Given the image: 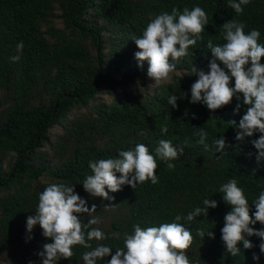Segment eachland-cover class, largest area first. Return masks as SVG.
<instances>
[{
	"label": "trees",
	"instance_id": "1",
	"mask_svg": "<svg viewBox=\"0 0 264 264\" xmlns=\"http://www.w3.org/2000/svg\"><path fill=\"white\" fill-rule=\"evenodd\" d=\"M229 0H0V264H42L38 252L52 242L36 225L31 233L27 217L35 215L39 194L51 183L75 184L76 192L97 205L94 216L101 222L92 227L107 236L93 240L113 250L124 248L125 234L134 225L159 227L186 216L204 199L218 201L208 216L193 222L181 220L193 240L186 255L190 264H264L260 238L247 237L252 249L233 257L221 239L224 216L231 207L219 188L235 178L250 206L264 189V160L257 162L258 150L251 143L261 134L235 139L237 124L247 105L233 98L214 112L201 103L190 102L191 86L198 79L192 72L208 71L212 58L206 47L226 43L221 26L232 19L245 24V34L260 31L264 44V0H250L237 14ZM238 2V0H237ZM200 6L208 15V25L188 54L170 63L176 65L169 78L159 85L147 76L135 59L138 51L133 38L140 37L147 24L163 11L181 12ZM23 42L21 51L18 44ZM19 56L18 61L11 57ZM261 63H264L262 58ZM223 67V65H221ZM234 87V78L231 81ZM186 98L172 108L171 95ZM240 103L239 113L234 112ZM188 115H185V112ZM195 113L197 118H192ZM167 126L168 132L161 128ZM200 128L207 132L206 143H197ZM223 136L228 145L216 151L214 141ZM161 139L169 140L182 154L168 169L157 157L158 183L150 180L133 189L123 185L110 192L114 200L91 197L83 181L92 175L90 161L115 158L121 150L144 144L154 154ZM255 170V175H253ZM119 176L120 174L117 173ZM107 190V189H106ZM105 205H110L105 207ZM91 217L82 214V224ZM253 227H264L259 222ZM197 229L215 233V238L197 235ZM31 236L32 239L27 238ZM27 241V242H26ZM86 249L73 246V256L57 264H84ZM253 253L260 256L253 259ZM111 256L98 260L106 264Z\"/></svg>",
	"mask_w": 264,
	"mask_h": 264
},
{
	"label": "clouds",
	"instance_id": "2",
	"mask_svg": "<svg viewBox=\"0 0 264 264\" xmlns=\"http://www.w3.org/2000/svg\"><path fill=\"white\" fill-rule=\"evenodd\" d=\"M249 3L250 0H229L228 7L241 14L244 11L242 5ZM206 25L208 15L200 6L191 10L185 7L182 12L175 7L171 13L163 11L150 20L140 37L133 38L139 49L134 53L135 59L140 67L147 61V76L159 85L175 70L176 65L170 63V58L176 61L186 56L189 47L203 39L201 33ZM244 28L245 24L235 19L226 21L221 26L226 43L214 46L211 40L207 42L206 47L212 53L209 70L198 69L195 65L192 67V72L198 79L191 86L190 102H202L214 112L229 105L234 97L240 99L242 96L243 105L248 106L246 112L238 124L235 120L230 123L236 127L235 139L238 141L252 137L255 133L261 134L251 141L258 150L256 159L260 162L264 160V63H261L264 44L258 43L261 35L258 29L245 34ZM22 48L23 42H20L17 50L21 51ZM11 59L18 61L19 56ZM233 78L234 87L231 86ZM186 97L187 93L183 96L171 95L167 97V102L172 108H178L177 101ZM241 106L238 103L234 112L239 113ZM185 115H188L187 111ZM192 118H197L195 113ZM161 131L167 133V126H163ZM195 135L200 137L197 143L204 145L207 150L205 129L200 128ZM214 145L217 152H222L228 146L223 136L216 139ZM186 146L187 142L178 150L171 141L161 139L154 154L141 143L134 148L121 150L115 158L90 161L89 167L93 174L83 181V187L93 198L114 200L115 197L109 193L120 191L123 185H130L135 189L138 183L143 184L149 180L156 184L157 157L166 163L168 169H174L175 164L171 161L182 154ZM252 174L255 175V170ZM219 193L223 194L222 199L231 207L224 216V226L221 229V239L227 253L237 257L241 251L238 245L241 243L244 249H252L254 244L247 238L251 236L260 238V253H264V227H253L258 222L264 225V189L253 202L254 212H250L248 200L235 178L222 184ZM217 206L218 201L206 198L203 200V207L197 206L183 217L177 215L175 222L147 228L134 225V233L125 234L124 248L116 249L113 254V249L109 246L98 243L93 248L90 243L107 238L101 229L92 227L101 222L99 217L93 215L97 205L92 204L89 208L86 199L76 192L75 184L51 183L39 194L35 215L27 217L26 228L31 233L39 225L42 235L52 241L44 243L42 250L38 252L42 264H57L61 259L70 260L75 245L90 249L82 254L84 264H97L98 260L109 256L111 259L106 264H190L186 250L191 245L193 236L180 221L191 223L201 215L208 216L209 209ZM85 213L91 218L82 224L80 217ZM197 235L201 238L205 235L215 238V233L208 231L205 234L203 229H197ZM253 259L259 261L260 256L253 253ZM29 264L33 262L30 261Z\"/></svg>",
	"mask_w": 264,
	"mask_h": 264
}]
</instances>
